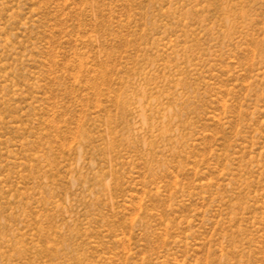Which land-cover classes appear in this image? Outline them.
I'll use <instances>...</instances> for the list:
<instances>
[{
  "label": "rangeland",
  "instance_id": "1",
  "mask_svg": "<svg viewBox=\"0 0 264 264\" xmlns=\"http://www.w3.org/2000/svg\"><path fill=\"white\" fill-rule=\"evenodd\" d=\"M0 264H264V0H0Z\"/></svg>",
  "mask_w": 264,
  "mask_h": 264
}]
</instances>
